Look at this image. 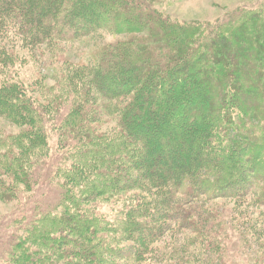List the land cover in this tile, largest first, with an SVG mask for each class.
<instances>
[{"label":"trees","instance_id":"1","mask_svg":"<svg viewBox=\"0 0 264 264\" xmlns=\"http://www.w3.org/2000/svg\"><path fill=\"white\" fill-rule=\"evenodd\" d=\"M31 1L0 0V124L23 126L16 133L0 130V162L8 159L0 173V199L16 198L18 183L33 188L39 181L33 176L35 168L49 170L39 184L47 189L55 182L60 194H53V202L58 200L49 205L42 192L37 194L41 199L31 204V216L15 219L17 227L10 232L14 241H8L5 260L226 264L236 233L229 229L238 227L239 219L230 221L233 216L220 213L199 220L195 209L200 206L199 215L212 212L211 203L220 198L238 199L240 205L255 201L264 207V4L229 22L182 27L156 10L145 12V6H135L133 0L118 3V8L116 0H41L44 5L37 4L38 9ZM97 9L115 15L111 28L108 19L95 15ZM103 29L140 37L104 47L79 77L70 70L82 67L58 70L60 62L50 55V65L58 68L54 89L47 86L51 70L42 66L46 76L37 75L30 83L19 80L18 67L39 51L35 47L49 46L54 39L79 40ZM155 31H162L166 39L156 37L154 43ZM154 47H162L166 55L156 58ZM208 52L211 58L206 59ZM127 70L138 76L124 77ZM147 77L152 78L143 85ZM116 80L124 91L110 90L114 82L119 85ZM134 88L136 98L134 94L126 109H118L115 102ZM52 90L57 99L42 95ZM151 100V118L166 117L164 126L143 125L138 120L142 114L131 120L132 111L142 109L145 101L149 107ZM98 101L113 102L120 131L102 135L90 127L88 115ZM54 130L59 132L55 147L60 146V160L49 163L52 147L46 138ZM145 147L157 163L174 169L152 172L148 156L140 154ZM169 156H176L183 170H176L178 164ZM253 190L260 192L248 199ZM259 230L242 237L244 249ZM167 233L170 240L154 246ZM197 242L199 250L194 247ZM251 245L261 252L255 259L263 260L264 247ZM233 246L240 248L239 243Z\"/></svg>","mask_w":264,"mask_h":264},{"label":"rangeland","instance_id":"2","mask_svg":"<svg viewBox=\"0 0 264 264\" xmlns=\"http://www.w3.org/2000/svg\"><path fill=\"white\" fill-rule=\"evenodd\" d=\"M87 1H89L90 3L93 2V0H87ZM74 2H76V1H74ZM133 2H134L133 4L135 6L138 5V6L142 7L144 5L145 8L143 10H145V12H148L149 9L156 10L160 14L164 15L165 18L170 19L172 22L180 23L182 27H184L187 24H193V23H197L200 26H207V25L214 26L217 23L221 24V23L229 22L230 17L232 18L233 16H236L239 13L241 14V13H243L242 11H245L248 9L255 10L264 4V0H133ZM42 3L43 2L41 0H32L31 1V5L35 6V8H37V9H38L37 4H42ZM118 3H126V0H116L115 1V7H117V8H118V6L120 7V5H121ZM42 5H44V4H42ZM263 7H264V5H263ZM114 10L117 13L121 12V10L116 9V8ZM83 13H84V15H88L86 12H83ZM95 15H97V17L101 18V20H104V21L106 19H108L110 21V25L108 26L109 28H111L115 24V23L113 24V19H115V15L114 16L112 15V17H111V16H109L110 14H106L105 11L102 12V11H99L98 9L96 10ZM79 16H82V15H79ZM84 18H87V17L84 16ZM216 26H218V25H216ZM80 29H83V28H80ZM107 30L108 29L99 30L97 32L92 33L93 35H91V36L89 35V36L84 37V38H79V40L78 39L77 40L76 39H74V40H59V39L55 40L54 39L53 43L49 46L46 44H42V45L35 47V49L39 50V51L36 54H34L33 56H27V58H26L27 62L25 64H23L21 62L23 66L21 68L18 67V78H19V80L21 82L30 83V82L34 81L35 77H36V79L39 78V76H37V75L46 76V74H43V72L41 71V66H42L44 68L51 70V74H53V75L49 76V78L50 79L52 78V79H51V81H49L50 83H48L47 86L51 89H54L55 82H56L54 73L56 71L61 70L63 68H72L73 69L76 67H82V68L70 70V72H73V74H72L73 77H79V76H81L83 69H87L89 67V64H92L96 61L97 57H99V54L101 53V51L104 47L109 46L111 44L118 45V44L126 42L128 40L131 41L132 39H134L136 37H140L137 34H131V35H126V36L120 35V34L116 35V34H112V32L111 33L108 32ZM218 33H219V31H217V34ZM154 34H155V38L153 37L154 43L156 41L155 40L156 37L160 38L161 40L163 37H164L163 39H166V37L162 31L161 32L155 31ZM141 36H143V35H141ZM151 40H152V38H151ZM163 43H164V41H163ZM154 48H156V49L153 50L152 52L154 53L153 55L156 56V58L160 59V58L164 57V55H166V52H164L165 50L162 49V47H160V48L154 47ZM30 50L31 49H29L28 52ZM209 53L210 52L207 53L206 59L211 58ZM53 54L55 55L57 62H60L59 69L55 65H50L51 64V56L50 55H53ZM45 60H46V62H45ZM156 62H157V60H154L151 64V66H149V67L152 68V66H154V64H156ZM162 66L163 65H161V67ZM125 67H129V65L126 64ZM108 72H109V70L106 68L105 73L108 74ZM105 73L103 72L104 75H106ZM116 73H117V71H116ZM135 73H136L135 76L131 75V74H135ZM135 73L131 72V70H127V73L124 75V77L130 78L132 80L134 77L138 76L137 72H135ZM151 78L152 77L145 78L142 81V84L145 85V82H147V81L149 82V79H151ZM128 81H130V80H128ZM117 82H119V81H117ZM140 82H141V80H140ZM113 84L110 85V87H109L111 91H115L117 89V91L122 92L125 90V88H123V84L121 82H119V85H117V84L113 85ZM137 88H134L129 96H122V98L118 99V101L115 102L117 104L118 109L123 108V110H124V109H126V107H128V105L131 103V102H129L130 99L134 98V94H135V98H136V91H138V89H141L140 87L138 89ZM55 94H56L55 90H52V92L42 91V95L45 98L52 99V100L57 99ZM97 94H98V92H97ZM127 102H129V103H127ZM152 102H153L152 100L149 101L150 106L146 107V101H145V103H144L145 106L142 109H140V110L135 109L139 113H137L135 110H134V112L132 111V114L130 115L131 120H133V118H134V120L136 121V118L139 116V114H142L141 117L143 119L141 120L138 118V120L141 121L143 123V125L154 126V124L156 122H160L162 124V126H164L165 120L167 119L166 117L164 120V118L160 114H157L159 116V119H152L151 118V115L154 111V106H153ZM111 103H113V102H111ZM111 103H105L104 104V103H101V101H98L97 105H95V108H93L92 111L89 112L88 116H89V121H90V123H89L90 127L93 128L94 130H97V132H96L97 134L112 135V134L120 131L119 117H118V115H116L115 107H114V105H111ZM134 105H133V107H134ZM157 108H159L158 105H157ZM131 110H132V107H131ZM80 115L82 116L83 114H80ZM135 121H133V122H135ZM195 125H197V124L195 123ZM24 129L28 130L29 128L27 126L26 127L24 126ZM0 130L4 131V132L16 133V132L23 130V126H21V128H19L18 126L16 127L13 125H8V124L2 123V124H0ZM48 134L49 135H48V138H46V140L49 144V147H52V149L48 151L49 155H48L47 162L51 163L53 160H55V163H57L60 159L57 160V158L59 156L56 153L60 149V146H59V149H57V147H55L56 142L59 141L58 137L56 138L55 134H59V132H56L54 130ZM138 141H140V140H138ZM147 145H149V144H146V146ZM161 147L165 148L166 145L163 144ZM146 150H147V148L145 147L144 150L140 154L142 156L144 154L146 156H148L147 161L151 165V166L150 165L149 166H150V169L152 170V172H153V170H156L158 172L162 171L163 173H165V171H167L168 169H174V167L169 168V166H168L169 164L166 165L167 164L166 162H163V164H162V162H161V164H160V162L157 163L154 159V156H153L154 154L150 153L148 150L147 151ZM180 152H179V154L184 155L183 152H181V153ZM185 155L188 156V153H186ZM0 156H1V154H0ZM170 157L171 156H169L168 158L171 161H174L176 165L178 164L177 166H175V169L176 170H179V169L183 170V167L179 166L180 160L179 159L177 160L176 156H174L173 158H170ZM180 159H183V156H180ZM7 160L8 159H5V160L0 162V173L3 172L2 169L4 168V164L6 162H8ZM133 163L135 164L134 160H133ZM253 163H257V161H254ZM63 165H58V166L63 167ZM141 166L139 168H141ZM150 169H149V171H150ZM247 171H248V173H251V169H248ZM48 172H49V170H47V168H45L43 170L41 168H35L33 176L35 179L38 178L39 181L37 182L36 185L33 183V188H28V187L25 188L24 184L18 183V189H15V190H18L16 198L6 195V198H10V199H3V200L0 199V264H8V261L5 260V256H7L5 251L7 249L8 241L9 242L14 241V239H12V238L10 239V236H11L10 232L13 229L15 230V228L17 227V224L14 223L15 219L22 220L23 216L25 214H29L28 210L30 209L31 204H34L35 200L41 199V198L37 199V194L42 192V199H45V203H47L48 205L51 202H53V200H54L53 194H57V195L60 194L58 186L55 182L53 183L52 187H49L47 189L43 188L39 184V182L42 178L49 175ZM147 172L148 171H146V173ZM138 174H139V172H138ZM12 177H13V179H15V177L13 175H12ZM4 178L7 180V182L9 184H12L9 177H7L5 175ZM53 181H54V179H53ZM131 183L132 182H129V185ZM243 187H244V185H243ZM27 189L32 190V191H27ZM52 189H53V192L51 193ZM259 192H260V190H259ZM259 192H258V190H253L252 193H250V195L249 194L247 195L248 199L256 198L257 195L259 194ZM28 199L33 200V201L28 203ZM245 199H247V197ZM57 200H55L54 202H56ZM198 201H200V200H198ZM237 202H238V199H221L220 198V199L214 200L213 203H211L212 206L209 207V209L212 210V212L205 211L204 215H202V214L199 215L200 210H201L200 206L196 207L195 212L198 213L197 218L199 220L201 218L203 219V217L206 216V214H210L212 217H216L220 213L222 215L224 214V216L225 215L226 216H233V219L230 221H233L234 219H239L238 227L237 226L236 227L230 226L231 228H235L233 231L231 229H229V231H231V233H233V232H236V233L233 234L234 240L232 242V246H231L229 255L225 258L226 262H227L226 264H264V259L260 260L261 259L260 257L258 258L259 260L255 259L256 254L258 255V253H261V252H258L259 249L255 248L253 245H251V244H258V245L264 247V207L259 205L258 203L255 204V201L248 202V203L245 202L242 205H240ZM47 204H45V205L48 206ZM105 208H107V207H105ZM223 209H226V211H223ZM51 211H55V210L51 209ZM30 214H32V213L30 212ZM24 224H26V223H24ZM254 228H256L258 230L260 228L261 229L263 228V230H259L260 234L254 233L256 235V239L253 238V235H249V237L253 238L254 241L251 244H249L248 246H246V248L244 249L245 243H244L242 237L245 235H248L250 233H253L251 231V229L253 230ZM237 235H240L241 238L240 239H239V237L236 238ZM196 236H197L196 233H194V235H192V238L196 237ZM180 238H182L181 235H180ZM168 240H170V234L169 233L164 235V237L162 238V240L160 242H159V240L154 242V246H158L159 244H165V242ZM247 241H249V243L251 242V240L249 238L247 239ZM197 243L198 244L194 245V247H196L195 249L199 250L201 248L199 246L200 243L199 242H197ZM235 243H239L240 248H236V246H233ZM127 246H131V244H129ZM201 251H202V253L204 252V250H201ZM262 251L264 252V250H262ZM115 260L117 262V259H115Z\"/></svg>","mask_w":264,"mask_h":264}]
</instances>
